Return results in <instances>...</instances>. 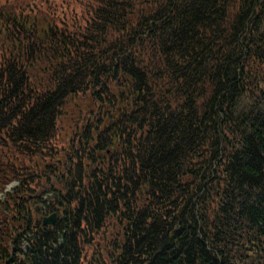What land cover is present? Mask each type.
<instances>
[{
	"label": "trees",
	"instance_id": "obj_1",
	"mask_svg": "<svg viewBox=\"0 0 264 264\" xmlns=\"http://www.w3.org/2000/svg\"><path fill=\"white\" fill-rule=\"evenodd\" d=\"M0 264H264V0H0Z\"/></svg>",
	"mask_w": 264,
	"mask_h": 264
},
{
	"label": "water",
	"instance_id": "obj_2",
	"mask_svg": "<svg viewBox=\"0 0 264 264\" xmlns=\"http://www.w3.org/2000/svg\"><path fill=\"white\" fill-rule=\"evenodd\" d=\"M57 214H52L44 219L45 224H54L56 222Z\"/></svg>",
	"mask_w": 264,
	"mask_h": 264
},
{
	"label": "rangeland",
	"instance_id": "obj_3",
	"mask_svg": "<svg viewBox=\"0 0 264 264\" xmlns=\"http://www.w3.org/2000/svg\"><path fill=\"white\" fill-rule=\"evenodd\" d=\"M13 185H15V184H12L11 186H13ZM11 186H10V187H11Z\"/></svg>",
	"mask_w": 264,
	"mask_h": 264
}]
</instances>
